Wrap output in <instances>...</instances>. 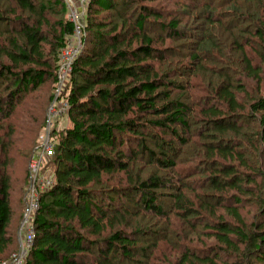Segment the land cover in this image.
<instances>
[{
	"label": "trees",
	"instance_id": "obj_1",
	"mask_svg": "<svg viewBox=\"0 0 264 264\" xmlns=\"http://www.w3.org/2000/svg\"><path fill=\"white\" fill-rule=\"evenodd\" d=\"M136 1L143 3L146 0ZM136 1L123 2L128 8L130 4H136ZM263 1L246 0L243 7H238L237 1L229 0L219 4L218 7L223 10L229 7L220 13L216 12L218 7L213 1H204L203 4L195 3V9L188 11L190 23L183 27H180L182 21L178 19L161 22V27L167 30L166 37L175 42L182 36H188L187 28H193L200 20L196 27L205 30L201 36L203 39L192 44V47L195 50L201 43L206 48L211 44L216 54L210 52L208 57L218 66L212 70L204 65L203 59L196 53L187 55L189 63L186 64L189 66L183 64V67L177 68L179 62L172 61V58L177 57L174 47L159 50L154 46L155 39L146 32L145 27L147 23L153 22L152 18L158 23L163 15L153 7L142 6L132 23L126 20L120 25L110 20L96 23L94 18L102 11L113 12L119 1L91 0L87 9L89 22L87 17L83 51L74 62L65 92L69 106L68 126L53 129L56 143L52 167L56 183L50 192L41 197L40 209L34 222L35 239L25 264H151L157 243L149 247L139 241L147 232L127 221L126 218L132 216L128 209L129 202L133 203L132 209H138L136 216L145 213L143 217L146 218V214L151 215L152 220H155L152 225L155 226L156 220L166 221L168 217L159 204V198L168 197L171 191H177L179 187L195 195L196 189L204 192L208 188L225 195L233 190L241 194L253 193L241 186L244 182L241 176L251 183L255 179L241 174L231 166L212 169V162H208V168L205 164L203 174L199 170L203 175L200 180L193 181L192 184L183 182V185L180 184L183 179H168L159 170L176 169V144L183 147L186 144L183 136L193 135L192 126L198 122L200 130L204 129L201 140L213 139L216 142L213 146L209 145L211 149L207 151L208 158L214 164L215 157H219L239 161L248 170L244 158L246 142H242L244 117L238 114L241 105L235 93L243 87L234 86V79L226 66L227 60H239L242 75L257 79L260 76L257 67L252 65L244 53L247 37L240 42L230 40L227 48L222 36L226 35V31L223 33V26L227 29L229 25L234 31L244 35L248 30L244 26L246 21L252 27L262 24V27L254 29L257 31L255 34L260 37L264 35V20L261 16L264 14V9H261ZM15 3L23 11L33 13L36 10L32 0H15ZM55 4L63 11L67 8L63 0H56ZM48 5L53 6L46 1V6H42L41 11L45 12ZM244 7L248 16L243 11ZM224 18H228L227 21ZM14 21L15 23L5 22L0 14V39L3 32L1 28H9L11 32L17 33L16 38H11L13 49L3 53L9 64L0 62V129H4L3 122L11 117L23 96L51 79L53 86L48 99L49 108L55 96L58 56L66 45L67 37L73 33V25L69 20L56 23L53 48L46 54L44 45L47 38L42 25L23 23L20 17ZM207 27L212 31L220 28L221 39L217 40L216 33L210 34ZM88 32L91 35L90 49L86 46ZM19 40L22 41L21 44ZM258 53L260 59L264 60V54ZM166 61L168 67L163 71ZM187 67L186 73L190 72L189 68L193 73L197 71L205 82L206 78L208 80L206 75L214 73L217 77L215 96L226 104L225 109H219L216 105L207 106L202 109L200 118H192L194 123L190 122L193 111L185 102L188 95L181 93L182 88L179 95L173 94L174 91H179L178 79L182 76L179 74ZM249 109L250 117H257L259 130L256 141L264 157V95L254 100ZM46 124L47 118L45 126ZM150 128L154 130L150 131L152 134L144 135L143 132ZM144 136L150 137L157 148L149 149ZM229 136L233 138L228 139ZM166 137L167 141L164 140ZM126 143L136 144V148L130 149L128 155L123 150ZM1 144L3 145V141ZM146 154L147 160L154 163L156 169H151L144 177L133 175L134 165ZM198 164L199 162L195 163L194 170L183 176L197 173L195 170ZM258 170L264 185V167L260 166ZM118 173H124L128 187L105 190L98 194L91 189L93 185L102 186L104 175L114 176ZM205 173H209V176ZM27 180L29 182V170ZM225 198L212 206L208 200H215L214 195L200 193L194 197L197 202L188 199L185 193L174 195L177 210L174 212V207L172 212L177 213L179 219L188 225V229L192 232L206 229L209 232L207 235L222 245L210 247L208 254L202 255L187 250L178 264H219L234 254L238 258L233 259V264H264V229L257 232L245 231L247 224L237 207L241 203L240 198L235 194ZM116 204L118 207L114 206ZM219 207L224 209L226 215L234 217L237 224L225 220L224 215L213 223L210 221L211 217L205 218L204 212L216 217ZM12 215L10 180L3 170L0 174V255L5 254L13 244V238L7 232ZM152 227L148 230L151 231ZM256 227L259 225L256 224ZM155 236L154 232L153 239ZM94 255L96 259H90Z\"/></svg>",
	"mask_w": 264,
	"mask_h": 264
},
{
	"label": "rangeland",
	"instance_id": "obj_2",
	"mask_svg": "<svg viewBox=\"0 0 264 264\" xmlns=\"http://www.w3.org/2000/svg\"><path fill=\"white\" fill-rule=\"evenodd\" d=\"M46 1L53 4V6L50 7V5H48L47 10H45V12H42L41 7L46 6ZM55 1L56 0H32L36 10L35 12L30 13L18 8L15 0H0V14H2V18H4L5 22L15 23L14 19L20 17L22 18L23 23H27L29 25H42L44 35L47 38L44 49L46 54H48L53 48L52 45L54 44V34L56 32L55 24L59 21H68L70 13L67 8H65V10L63 11L60 6H56ZM118 1L119 2L113 12L102 11V13H100V15L93 20H95L96 23L104 21L108 22L110 20L113 23L116 22V24L119 25L123 20L132 23L141 12L142 6H151L156 9L158 13L162 14L163 18L158 23H155L154 18H152L151 20H153V22L148 21L149 23H147L145 30L154 37V46H156L157 49L164 50L169 47L175 48V51H177V54L175 55L177 57L172 58V61H174L175 63L179 62L177 68L183 67V64L189 63L187 57L191 53L198 54V56L203 59L204 65L208 66L209 69L213 70L215 69V67H218L216 63H213L208 57L210 52V54H216V50L211 47V44H209L206 48V45L204 43H201L197 45V48L195 50L193 49L194 47H192V44L199 42L200 39H203V37L201 38V36L204 34L205 30L197 29L196 27L197 23L200 22V20L196 22L193 28H187L189 29L188 36H182L179 40H175V42L166 37L167 30H164L161 27V22L163 20L170 21L173 19H178L182 21L180 27H183L187 23H190L189 21L191 19V16L189 15L188 11L195 9L196 6L193 7L195 3L203 4L205 3L204 1H206V3H212L213 1L214 5L218 7L222 2H228L229 0H146L143 3L137 2L135 0L136 4H130V8L129 6L128 8L126 7L125 2H123L124 0ZM236 1L237 4H239L237 5L238 7H243V2L246 0H235V2ZM90 2L91 0L85 8L86 14L83 21L84 25H86L88 17L87 9ZM221 8L222 7H218V9H216V12L220 13V11L222 12L228 10L229 7L225 8V10ZM261 9H264V5L261 6ZM245 10L246 9L244 7L243 11ZM14 11L16 13H14ZM90 11L91 9L89 10V13ZM248 12L251 11L248 10ZM245 13L248 16V13L246 11ZM122 14L123 17H120V15ZM261 16L262 20H264L263 13L261 14ZM228 18H224V20L227 21ZM245 24L246 25L244 26L248 27V30L247 32L241 31L245 32L244 35H240L238 32L230 28L231 25H229L227 29L225 28V26H223V33L226 31V35L223 34L222 38L225 39L224 44L228 48L230 40L234 39L238 40V42H240L241 40L245 41L246 36L247 43L244 44V53L247 55L249 60H251L252 65L257 67L260 76L259 79H257L253 77L249 78L244 74L242 75L240 68L241 64L238 62L239 60H227L226 66L229 68V73L234 79V86L236 87L238 85H241V87H243L240 91H237L235 93L241 105V110L238 114L244 117L242 142H246L244 143L245 152H243L245 156L244 158L247 162L246 166L249 167L248 170L245 169L239 161L223 160L219 157H215L216 163H219L218 165L215 163V165L212 159L208 158L207 151H209L211 149L210 146L215 145L216 142L213 139H205L203 141L201 140L200 137L203 134L204 129L200 130L198 122L196 124H193L192 126L193 135L185 134L183 136L182 133L181 137H184V139L186 140V144L183 147H181L180 144H176L175 151L177 152V156L175 159L178 161L176 169L173 170L170 168L167 170H159V172L168 179H183V181L181 180L180 182V184L182 183V185L183 182L192 184L193 181L200 180V178L203 177L202 174L203 170L205 169V164L208 168V162H212V169H218V167H222L225 165L237 168V170H239L241 174H245L246 176L250 175L255 179V181L252 183L248 180H244L245 178L241 176V178L243 179L242 181H244L241 186H244L248 190H252L253 193L250 194H241V192L233 190L225 195L222 193H215L214 191L209 190L210 188H208L207 191L204 192L197 191L196 189L195 192L196 195H199L200 193H204V195L209 194L210 196L214 195L215 200H208L210 202V205L212 206H216L217 203L222 202L223 199H226L225 197L233 196V194L237 195L241 200V203L237 207L240 210V214L244 222L247 224L245 231L250 232L253 230L254 232H257L264 229V185L262 179L258 174V168L260 166L264 167V157L260 153L261 148L257 143L258 141H256V135L258 134L259 130V126L256 123L257 117H250L251 115L249 105L253 103L254 100H257L264 95V60L260 59L258 53L259 51L264 54V35L262 34V36L260 37L259 35L255 34L257 31H255L254 29L262 27V24H257L255 27H252L251 23L247 21ZM1 30L3 32H1L2 37L0 39V62L9 64V61L5 58L3 53L5 51H11L13 49L11 38H16L17 33L15 31L11 32V29L9 28H1ZM207 30L210 32V34L213 32L216 33L215 35L217 37V40L221 39V35H219L220 28L213 29L214 31H212L209 27H207ZM88 35L89 39L86 46L90 49V32H88ZM19 43L21 44L22 41L19 40ZM239 55L241 56V53H239ZM190 65H192V63H190ZM167 67L168 62L166 61L163 64V71L167 69ZM187 69L188 67L186 69H182V73L179 74V76L182 75L181 77L178 76V84L180 88L179 91H174L173 94L179 95L180 89L182 88L183 91L181 93L188 95V99H186L185 102L190 105V107H192L191 110L193 111L191 112L192 114L190 122L194 123V121H192V118L193 120L200 118L199 115H202V109L207 106L214 107L216 105V107L219 109H225L226 104L223 103L220 99H217L215 96L217 77L214 76V73L211 76L206 75L208 77V80L206 78L205 82L203 80V77L199 73H197V71L196 73H193V70L189 68L190 72L186 73ZM52 86L53 82L51 81V79L47 80L46 83L40 86L38 89L30 91L28 94L23 96L22 100L19 102L11 117L3 122L2 125L4 129H0V174L4 170L9 177L11 208L13 211L12 221L7 229L8 236L13 238V244L8 248L5 254L0 255V263L11 262L13 255L17 254L24 248V240L22 235L20 234V230L24 219V213L26 209V194L29 187L27 174L29 170L30 159L40 151L42 145L44 144V138L47 136L45 121L48 117V99L52 94ZM193 100L194 105H192ZM150 131L154 130L150 128L143 133L144 135H150L152 134ZM144 137L146 140L145 144L149 147V149L157 148L154 144V141L150 139V137ZM231 137L232 136H229L228 139ZM164 140L167 141L168 137L164 138ZM1 141H3L4 146L1 144ZM124 141H126L125 138ZM134 148H136V144L126 143L124 144L123 150L128 155V151H130V149L134 150ZM196 157L201 158L197 159ZM147 159V154L141 157V161H138L132 169L133 175H141L144 177L147 172L151 171V169H156L154 163H149V160ZM198 162L199 166L195 170L197 171V173L192 172L193 174L188 177L183 176V174L187 173L188 171H193L195 168L194 164ZM199 170H202V174H200L201 172L199 173ZM205 175L209 176V173H205ZM126 182L127 179L124 173H118L114 176L104 175L102 186L100 187L98 185H93L91 189H94L95 193L98 194L105 190H118V187H128V184ZM177 193H185L188 199L192 200L196 196L189 190H183V187H179L177 191H171V195H168V197H160L159 204L162 205L163 209H165L168 217L166 221L156 220L157 223L154 224L155 226L152 225V223H155V220H152L153 218L151 215L146 214V218L143 217L145 213L140 216H136L135 214L138 209H132L131 206L133 205V203L129 202L130 206L128 207V209L131 210L132 216L126 218L127 221L129 223H132L133 226L147 232L145 236L139 239V241L146 243V245L149 247H153L157 243L154 256L150 260L151 264H178V261L182 259L181 256L184 255L187 250L195 251L198 255H202L208 254V252L210 251V247L222 246L221 243H219L216 239L207 235V233L209 234L208 230L199 229L196 230V232H192L188 229V225H186L185 222L179 219L177 213H174L177 210L176 206L174 205V195H176ZM223 195L225 197H223ZM194 201L197 202L196 199H194ZM114 206L118 207V204ZM174 207L176 209H174ZM173 209L174 212H172ZM204 215L205 218L211 217L210 221H212V223L216 222L219 219V216L224 215L225 220L232 224H237L235 223L234 217L232 218L231 216L226 215L224 209L221 207L218 208L216 217H212V215H210V213L208 212H204ZM256 224L259 225V227H256ZM260 225H262V227ZM151 227L152 229L151 231H149L148 229H150ZM127 231L131 232L130 229H128ZM154 232L156 233V236L153 239ZM203 233L205 234L203 235ZM236 258H238L236 254H234L233 256H228L227 258L223 259V262H220L219 264H233ZM90 259L94 260L96 259V256L94 255V257L92 256L90 257ZM140 260L142 261L143 259L140 258Z\"/></svg>",
	"mask_w": 264,
	"mask_h": 264
},
{
	"label": "built area",
	"instance_id": "obj_3",
	"mask_svg": "<svg viewBox=\"0 0 264 264\" xmlns=\"http://www.w3.org/2000/svg\"><path fill=\"white\" fill-rule=\"evenodd\" d=\"M69 13V21L73 25V33L67 37L65 47L58 56L57 83L54 100L47 110V136L40 151L30 159L29 187L26 196V209L20 234L24 240V248L13 255L11 262L0 264H25L26 257L35 239L34 222L40 209L41 197L50 192L56 183L55 172L52 170V158L55 155V138L53 129L68 126L69 106L65 92L73 70L74 62L83 51L86 38V25L83 24L85 8L90 0H63Z\"/></svg>",
	"mask_w": 264,
	"mask_h": 264
}]
</instances>
